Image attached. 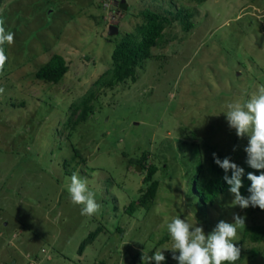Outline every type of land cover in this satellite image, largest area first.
Masks as SVG:
<instances>
[{"label":"rangeland","instance_id":"374dc122","mask_svg":"<svg viewBox=\"0 0 264 264\" xmlns=\"http://www.w3.org/2000/svg\"><path fill=\"white\" fill-rule=\"evenodd\" d=\"M119 1L0 0V18L15 34L0 73V264H145L143 253L157 249L163 264H178L167 230L174 217L206 235L221 220L233 223L234 214L246 217L245 226L264 224V210L234 206L231 193L206 211L188 196L199 163L207 169L213 153L237 157L248 146L223 112L226 102L264 84V0H124L127 13L111 11ZM179 7L192 14L187 32L170 14ZM146 9L172 19L154 57L135 81L96 90L88 119L65 127L70 106L95 88L113 48ZM110 25L117 34H108ZM53 54L68 72L57 84L37 80ZM72 145L86 161L75 173L101 205L92 216H82L67 191L78 160ZM143 154L161 167L159 190L149 209L130 216L125 208L140 195L145 171L129 162ZM240 230L235 264H264V241L240 244Z\"/></svg>","mask_w":264,"mask_h":264},{"label":"trees","instance_id":"16d2710c","mask_svg":"<svg viewBox=\"0 0 264 264\" xmlns=\"http://www.w3.org/2000/svg\"><path fill=\"white\" fill-rule=\"evenodd\" d=\"M194 1L202 3L205 0ZM124 2V0H121L118 4H113L114 6L111 11H122L123 13H127L129 9ZM170 14L174 15L173 19H178L180 21L183 30L187 32L191 29L193 24L189 21L192 16L190 12L179 7L174 11H170ZM36 15L38 17L39 14ZM141 15L142 21L135 26L133 31L125 33L122 39L117 42L113 48L111 54V66L97 81L94 82L93 87L95 88L89 90L78 102H75L70 106L69 111L71 112L67 120H65V127L73 129L77 124L88 119L93 113V106L90 103L96 90L100 88L112 90L119 84H124L128 81H135L138 77L137 68H142V64L146 60L154 57L152 50L162 44L164 29L172 24V19L149 9L141 11ZM67 72L68 66L64 58L58 54H53L46 63L37 69L35 72V78L43 82L57 84ZM76 113V118L73 119V116ZM229 142L234 146V139H229ZM72 150L75 157L74 161L76 158H78V160L75 162V166L69 170V176L76 172L78 166L83 163L85 164L86 162L85 158L81 156L79 149L72 145ZM217 156L221 160L230 157L233 163L244 169V176L242 177L243 187L240 189V192L244 197L250 196L248 189L251 187V181L247 178L248 173L260 175L261 171L264 170L253 169L246 163L247 154L244 149L242 154L240 153L237 157L234 155ZM147 162L148 159L146 154H143L140 158L131 159L129 162V166L132 169L134 166L139 165L142 171H145L142 180L143 187L139 189L140 195L135 200L131 201L125 208V212L130 216L134 215L136 211L142 208L149 209L158 194L159 182L155 179V174L158 170H161V167H158L152 162L147 164ZM64 165H66V163H64ZM225 175L231 176V172L229 171L228 173H225L224 170L215 163L214 158H212L210 163H208L207 169L204 168L203 164L199 163L195 169L194 175L189 177L188 190L191 188V194L189 193L188 196L194 198L195 201L198 202L202 211H206L207 208L212 206L217 200L222 203V199L225 198L223 195L231 193L230 186L223 179ZM249 208H251V206ZM99 231L100 229L91 232L84 240H82L79 246V253L83 252L84 248L93 242ZM117 231H121V229L117 228ZM240 234V244L261 243L264 241V224L247 225L244 228H241ZM167 239L166 234V237L161 242H164ZM176 255H179V253L177 252Z\"/></svg>","mask_w":264,"mask_h":264},{"label":"clouds","instance_id":"9594fccd","mask_svg":"<svg viewBox=\"0 0 264 264\" xmlns=\"http://www.w3.org/2000/svg\"><path fill=\"white\" fill-rule=\"evenodd\" d=\"M5 20L0 18V73L3 72L9 57L5 53L4 45L14 42L15 34L6 30ZM4 89L0 88V93ZM223 112L227 123L234 129L237 136L249 137L248 146L244 149L247 154L246 163L253 169L264 170V84L258 86V90L250 96L228 101L225 103ZM235 150V149H234ZM215 163L224 170L231 172V176L225 175L223 179L230 186V192L234 195L233 205L241 209L259 207L264 210V171L260 175L248 173L251 187L248 189L250 196L241 195L243 187L242 177L244 169L233 163L230 157L221 160L213 153ZM72 204L81 206L82 216L97 214L101 205L96 201L95 193L89 188L87 178L73 173L70 183L67 184ZM246 217L234 214L233 223L221 220L211 233L205 234L202 227L181 219L177 216L167 223V230L172 240L171 251L173 259L178 264H235L240 260L241 249L234 241L238 229L245 227ZM165 250H169L165 248ZM164 251V250H163ZM163 251L157 249L154 256H148L147 250L142 255V260L147 264L154 260L155 264H163L166 257ZM178 252L179 255H175Z\"/></svg>","mask_w":264,"mask_h":264},{"label":"water","instance_id":"95a60500","mask_svg":"<svg viewBox=\"0 0 264 264\" xmlns=\"http://www.w3.org/2000/svg\"><path fill=\"white\" fill-rule=\"evenodd\" d=\"M117 33H118L117 27L114 26V25H110L109 29H108V34L110 36H112V35L117 34ZM136 171L140 172V167L139 166H136Z\"/></svg>","mask_w":264,"mask_h":264}]
</instances>
